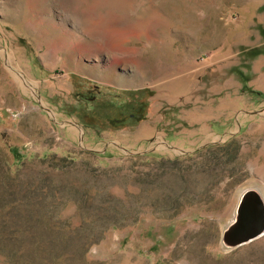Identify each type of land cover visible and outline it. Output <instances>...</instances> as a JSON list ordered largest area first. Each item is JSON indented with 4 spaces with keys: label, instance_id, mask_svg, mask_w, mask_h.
<instances>
[{
    "label": "rangeland",
    "instance_id": "374dc122",
    "mask_svg": "<svg viewBox=\"0 0 264 264\" xmlns=\"http://www.w3.org/2000/svg\"><path fill=\"white\" fill-rule=\"evenodd\" d=\"M263 81L264 0H0V264H264Z\"/></svg>",
    "mask_w": 264,
    "mask_h": 264
},
{
    "label": "water",
    "instance_id": "95a60500",
    "mask_svg": "<svg viewBox=\"0 0 264 264\" xmlns=\"http://www.w3.org/2000/svg\"><path fill=\"white\" fill-rule=\"evenodd\" d=\"M264 237V201L255 191H247L241 198L236 221L224 235V242L238 247Z\"/></svg>",
    "mask_w": 264,
    "mask_h": 264
},
{
    "label": "crops",
    "instance_id": "0c3cea01",
    "mask_svg": "<svg viewBox=\"0 0 264 264\" xmlns=\"http://www.w3.org/2000/svg\"><path fill=\"white\" fill-rule=\"evenodd\" d=\"M264 82V81H263ZM258 83H260V81H258ZM228 89H230V88H228L227 86H225V85H223V87H215V88H213V89H211V93H212V95H215L216 93H218V94H225V96L226 97H228ZM232 94L233 95H235L236 94V91H233L232 92ZM230 96V95H229ZM233 99H236V96L235 97H233ZM231 100V99H230ZM212 101L213 100H209L207 103L210 105L209 106V108H212ZM228 101H226V100H224V101H219V109H217V112H218V110L220 111V107H222V106H224L226 103H227ZM207 105V104H206ZM211 110V109H210ZM210 110H207V111H205L204 113H205V115H204V117H203V119L201 120V121H208V120H214V121H218L219 120V117H216V118H214V119H212L213 117H211V118H209V116H208V114L210 113ZM208 117H207V116Z\"/></svg>",
    "mask_w": 264,
    "mask_h": 264
},
{
    "label": "trees",
    "instance_id": "16d2710c",
    "mask_svg": "<svg viewBox=\"0 0 264 264\" xmlns=\"http://www.w3.org/2000/svg\"><path fill=\"white\" fill-rule=\"evenodd\" d=\"M140 120H141V119H140ZM11 252H13L12 249H11Z\"/></svg>",
    "mask_w": 264,
    "mask_h": 264
},
{
    "label": "bare ground",
    "instance_id": "6f19581e",
    "mask_svg": "<svg viewBox=\"0 0 264 264\" xmlns=\"http://www.w3.org/2000/svg\"><path fill=\"white\" fill-rule=\"evenodd\" d=\"M27 89V88H26Z\"/></svg>",
    "mask_w": 264,
    "mask_h": 264
}]
</instances>
